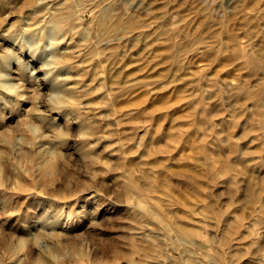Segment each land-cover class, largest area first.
Instances as JSON below:
<instances>
[{
  "label": "rangeland",
  "instance_id": "374dc122",
  "mask_svg": "<svg viewBox=\"0 0 264 264\" xmlns=\"http://www.w3.org/2000/svg\"><path fill=\"white\" fill-rule=\"evenodd\" d=\"M0 264H264V0H0Z\"/></svg>",
  "mask_w": 264,
  "mask_h": 264
},
{
  "label": "bare ground",
  "instance_id": "6f19581e",
  "mask_svg": "<svg viewBox=\"0 0 264 264\" xmlns=\"http://www.w3.org/2000/svg\"><path fill=\"white\" fill-rule=\"evenodd\" d=\"M52 29H51V27L50 28H48V30H47V34L48 35H46V36H48V38H46L47 39V45L50 47V40L52 39V31H51ZM29 37V36H28ZM47 46V47H48ZM45 47V46H44ZM47 47H45V49H47ZM49 50H51L52 51V49H49ZM54 51V50H53ZM47 52V51H46ZM43 53V52H42ZM49 53H51V52H49ZM46 65V64H45ZM48 70V69H47ZM52 70V69H51ZM49 71V70H48ZM2 75H1V83L4 85V86H6V87H8V88H11V87H13L14 85L12 84V82L8 79L9 77H8V72H2L1 73ZM59 84V83H58ZM21 96H22V94H21Z\"/></svg>",
  "mask_w": 264,
  "mask_h": 264
}]
</instances>
